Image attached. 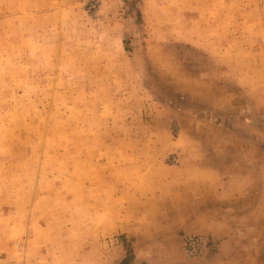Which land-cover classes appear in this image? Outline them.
Instances as JSON below:
<instances>
[{
    "label": "rangeland",
    "instance_id": "1",
    "mask_svg": "<svg viewBox=\"0 0 264 264\" xmlns=\"http://www.w3.org/2000/svg\"><path fill=\"white\" fill-rule=\"evenodd\" d=\"M259 150L264 0H0V264H264V187L175 192Z\"/></svg>",
    "mask_w": 264,
    "mask_h": 264
},
{
    "label": "crops",
    "instance_id": "2",
    "mask_svg": "<svg viewBox=\"0 0 264 264\" xmlns=\"http://www.w3.org/2000/svg\"><path fill=\"white\" fill-rule=\"evenodd\" d=\"M230 137V134H229ZM245 145L244 148L246 149H253L255 148V152L258 154V142H244ZM261 144V143H260ZM259 144V145H260ZM232 149V146H231ZM243 151L244 149L241 148ZM260 159H258V156L255 157H238L233 158V160L226 162L227 166H224V168L216 167L215 163L209 158H191L186 160V162L181 163V168H178L179 171H181V174L177 177V189L175 192H177L176 200H177V206L182 214V220L185 222H190L194 219L196 212L201 211L202 214H207V212H211V208H213V205L211 203V200L213 201V194H219V195H227L228 193L230 203L224 202L225 208H229V212L233 213L235 208L234 203H232V197H235L234 199H237L238 197H241L243 199L248 198V193H253V196H255L256 206L255 211L258 210V206L261 204L258 202V199L261 198V192H263V182H264V171L262 168L263 161L261 159L263 151L259 150ZM244 152V151H243ZM184 165H191L192 167L190 169H186L183 166ZM197 165V166H196ZM222 172L224 175H229L230 177L226 180L228 185H231V182L233 181V176H239V178L243 179L245 183L240 185L239 190L233 191L230 188L228 191L220 190L216 191L214 189L216 185V176L217 174L221 175ZM248 176L251 178L252 176L255 177L256 186L254 189H247L248 184ZM224 182V186H225ZM259 197V198H258ZM204 198V199H202ZM198 201V202H196ZM202 201L203 204H201ZM221 202V200L219 201ZM195 203L199 206H203L204 208L197 207L194 208ZM228 204H230L228 206ZM222 207V205H221ZM240 214V213H237ZM184 217V218H183ZM233 217H231L232 219ZM236 219H241V216ZM236 222V221H235ZM256 224L258 222L256 221ZM81 264H86L85 261H81Z\"/></svg>",
    "mask_w": 264,
    "mask_h": 264
},
{
    "label": "built area",
    "instance_id": "3",
    "mask_svg": "<svg viewBox=\"0 0 264 264\" xmlns=\"http://www.w3.org/2000/svg\"><path fill=\"white\" fill-rule=\"evenodd\" d=\"M198 239L194 236H185L183 239V243L185 246L186 251L191 254L194 255L197 253V250L200 247V244H198Z\"/></svg>",
    "mask_w": 264,
    "mask_h": 264
}]
</instances>
